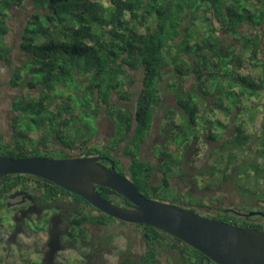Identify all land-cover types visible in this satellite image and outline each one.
<instances>
[{"label": "trees", "instance_id": "obj_1", "mask_svg": "<svg viewBox=\"0 0 264 264\" xmlns=\"http://www.w3.org/2000/svg\"><path fill=\"white\" fill-rule=\"evenodd\" d=\"M25 1L0 0V66L8 67L9 85L19 90L9 103L11 138L4 141L0 136V155L47 156L54 151L59 158L107 156L143 195L200 213L198 208L206 207L203 201L188 207L190 201L168 200L159 192L170 187L169 171L181 169L179 155L192 148L202 130L205 141H220L214 151L227 152L223 167L214 161L200 171L207 176V187L221 172L222 181L237 182L255 202L264 203V184L259 191L239 179V174L246 180L253 175V186L264 183V0H28L32 8L23 21L15 56L6 40L9 19L11 11L23 8ZM16 58L20 62L14 65ZM166 89L174 96L179 123L164 102ZM161 108L167 141L174 142L170 136L177 131L189 137L174 142L175 149L159 146L157 155L163 158L154 166L141 154ZM218 109L234 122L229 137L223 139L230 125L206 116ZM99 119L111 123L107 143L92 142ZM252 142L257 146L253 160L242 159L238 173H233V151L245 152ZM56 144L58 148L48 150ZM119 148L128 158L127 166L114 156ZM222 160L220 155L218 162ZM155 171L161 174L158 183ZM17 186L31 189L45 215L60 220L59 240L86 246L92 240L88 224H129L102 213L75 193L28 174L0 178V205ZM96 189L109 201L131 206L110 188L96 185ZM204 216L264 230L260 215L216 208ZM136 225L144 251L139 260L128 252L119 264H157L158 256L169 250L176 252L177 261L199 263L202 254L193 247L166 238L167 233L151 225ZM32 228L50 231L45 222L37 221ZM24 263L40 264L28 254Z\"/></svg>", "mask_w": 264, "mask_h": 264}, {"label": "rangeland", "instance_id": "obj_2", "mask_svg": "<svg viewBox=\"0 0 264 264\" xmlns=\"http://www.w3.org/2000/svg\"><path fill=\"white\" fill-rule=\"evenodd\" d=\"M32 8V4L30 1L26 0L24 3L23 8H16L11 11L10 15V31L6 36V40L12 45L13 52L12 55L17 56L18 54V44H19V34L21 32V28L23 26V21L26 18V15L30 12ZM20 62L18 58L14 60V65H17ZM246 70L245 68H243ZM134 76L139 79L141 77L139 71H136L134 73ZM9 69L5 65L0 66V136H3L4 141L9 140L11 138V127H10V118L12 115V112L10 111V100L12 96L19 92L18 89L13 88L9 85ZM169 80V79H168ZM190 82L188 81L187 84ZM164 102L166 104V107H169L175 111L174 113V122L179 123L181 122V118L178 113V107L175 103L174 96L172 92L168 89L165 91V98ZM128 104V103H123ZM210 104V102H208ZM209 114V115H207ZM206 116L212 119H219L222 121L223 124H229L230 126L227 127V131L221 139L224 137H229L230 128L234 122L230 120V117L225 116L219 109L215 110L214 112L207 113ZM244 117V115L242 114ZM105 118V117H104ZM154 126L153 129L147 138V142L144 144L142 148V154L144 156H149L152 153H158L159 152V146L161 142L165 143L164 148L165 149H175V143L182 142L185 138L189 137V135L186 132H175L172 134L171 139L172 141H167V130L163 129V125L165 124L164 119V109H158L156 115L154 116ZM85 118H83L84 120ZM99 127L97 130V133L95 134L92 142L101 143L106 142L108 140V137L111 135L112 132V126L111 123L106 119H99ZM214 125L217 128V130L221 131L222 126L219 124H216L214 121ZM201 126H199L200 128ZM257 126L254 125L253 129H256ZM200 138L196 140L192 148L188 149V151H183L179 155L183 161L181 165V169H173V180L170 185H177L179 188L184 187L182 184V180H185L186 183L189 185V195L186 193L185 188L182 190H178L175 187H169L165 190H162V192H159L160 197H164L165 199H172L177 198L185 202H192L193 204H197V202L202 201V199H205V201L210 200V204H213L214 198H221L223 202H225V206L229 207H236L243 209L245 211H257V210H264V203H257L254 201L251 193L244 192L238 185L237 182H233V180H221V172H217L214 174L213 178L215 179V182L212 183L211 187H207V176L200 173L201 170H207L210 167V163L216 162L219 167H223L226 159H227V152L226 151H214L213 148L217 147L220 143V141L216 142H207L204 139L203 131L200 130ZM220 139V140H221ZM170 140V139H169ZM98 145V144H97ZM123 145V144H121ZM59 146L56 145H49L48 150H54L55 148H58ZM257 149L256 143L252 142L249 144L247 151L241 152L239 150L233 151L235 158L232 159V165L231 170L233 173H238L239 171V165L242 164V159L250 160L252 161L254 158L255 150ZM76 151V150H75ZM114 154L116 156H122L124 157V154L122 153V149H117ZM220 155H222L223 160L221 162H218ZM47 157L50 158H59V156L54 152H48ZM159 158H155L154 161L156 162ZM179 170V171H178ZM180 171H183L185 174H187L185 177L181 178ZM240 176V182L244 184L247 187L254 188L256 187L259 191L263 188V182H260L257 186H253L254 179L253 175L249 177V179H245L244 174H239ZM211 178H208L210 180ZM235 181V180H234ZM156 183L160 182V178L156 177ZM240 184V183H239ZM30 190V189H28ZM20 194L17 192H13L12 194L6 195V201L8 206H10L11 209L4 208V206L0 205V208L2 212L0 213L2 218H5V220L1 221L0 226V264H24L23 259L28 254V257L30 259L36 258L35 254L37 252H41L45 250L44 242L46 239L54 241L55 239V233L59 230L54 225L53 228L50 231L45 232L44 230L35 233L31 230V227H33V224L37 222L35 220V217H31L29 223L30 229H26L25 232H22L21 234H16L15 237V244L14 247H8L5 244V247L8 248L7 251L4 250L3 244L7 241V235L8 232L6 231V226H8L11 222L6 220V214L9 215L12 212V207L19 206L20 201ZM201 196V198H199ZM212 196V197H211ZM211 198V199H210ZM191 204V206L193 205ZM203 215V214H201ZM50 216V213L48 214V217ZM40 223L44 222L41 218L38 219ZM54 224V223H52ZM62 223L58 222L57 225L60 227ZM62 226V225H61ZM115 226H118L115 223ZM128 226V225H127ZM109 229V228H108ZM89 230L92 231L95 236H98V234L103 233L107 230L106 227L99 228L96 230L94 226H89ZM104 230V231H103ZM110 233H112L113 239L111 241V249L113 250L111 253L114 255H118L123 247L124 240L127 236H133L134 239L137 237L135 234L136 231L133 232H121V229H117L116 227L111 226ZM140 239V236L139 238ZM141 241V240H140ZM60 252L57 254L54 258L44 259L43 264H86L85 261H81L80 258L77 256L78 253L82 252L84 249L78 248L76 244L71 243L67 241L66 239H60ZM142 243V242H141ZM137 246V245H136ZM135 246V247H136ZM47 248H49V245H47ZM138 250V249H137ZM10 253H9V252ZM115 252V253H114ZM165 252H163L164 254ZM172 256H177L176 252H172ZM162 264H166L164 255L160 256ZM172 257V258H173ZM108 259L107 260L105 259ZM103 259L105 260V264H113L114 260L111 261V259L108 257V255L104 256ZM51 261V262H50Z\"/></svg>", "mask_w": 264, "mask_h": 264}, {"label": "water", "instance_id": "obj_3", "mask_svg": "<svg viewBox=\"0 0 264 264\" xmlns=\"http://www.w3.org/2000/svg\"><path fill=\"white\" fill-rule=\"evenodd\" d=\"M103 156L50 158L0 155V178L8 174H28L48 180L75 193L102 213L127 223L148 224L188 244L202 254L206 264H264V230L240 227L216 220L166 201L149 198L120 174ZM96 185L114 190L131 206L105 199ZM246 216L264 211H246Z\"/></svg>", "mask_w": 264, "mask_h": 264}, {"label": "flooded vegetation", "instance_id": "obj_4", "mask_svg": "<svg viewBox=\"0 0 264 264\" xmlns=\"http://www.w3.org/2000/svg\"><path fill=\"white\" fill-rule=\"evenodd\" d=\"M107 142H108V140L105 143H107ZM160 146H161V148H163L165 146V143L161 142ZM141 155L144 157V159L150 161L154 166L158 165L160 163V160L163 158V157L161 158L156 153H152L149 156H144V154H141ZM114 156L116 158H118L124 166L128 165V161H127L128 158L125 155H124V157H122V156H116L114 154ZM103 157H104V159L100 161L101 163L109 166L110 161H112L114 164V167H115V162L113 159H111L110 157H107V156H103ZM155 158H159V159L155 162L154 161ZM102 161H105L106 163H104ZM115 169H116V167H115ZM179 173L181 174V178H183L187 175L183 171H180ZM154 176L159 177L160 181H161V174L159 171H155ZM172 180H173V172L169 171V174H168L169 186L179 188L177 185H173V184L170 185ZM182 184L184 185V187L179 188V189L185 188L189 192V190H188L189 185L186 183L185 180H182ZM30 190L22 189L21 186H17L16 191H17V193H19L21 195L20 199L22 201H20L19 206H16V207L13 206L12 207L13 210L9 215H7V214L5 215L6 220L11 222L8 226H6V231L8 232V235H7L6 243L3 244L5 251H7V249H8L5 247V244L8 247H14L13 246L15 244V237L14 236L16 234H21L22 232H25L26 229H30V227H28V225H27V224H29V223H27V221L29 222L31 217H33V216L35 217L36 221H39L38 219L41 218L45 222V224H49L50 230L53 228V225L57 229L60 228L57 225V223L60 222V220L58 218H55V219H53L52 217L48 218L45 215L46 210L43 209L39 203L36 202V197L35 198L32 197L33 192H31ZM16 191H14V192H16ZM12 193H13V191L11 193H8V194H12ZM37 194L40 195V192L39 193L36 192V195ZM189 195H191V194L189 193ZM199 198H201V196ZM212 198L217 199V201H213V204H210V200L207 202V201H205V199H202V201L206 207L198 208V210L201 211L200 213H202L203 215L205 213H209L213 210H216V208L217 209L223 208V210H231V212H233L236 215H240V214L244 215L243 214L244 212L239 210L240 208L235 209L236 207H234V206H232V207L225 206V204H224L225 202H223L221 198H215V197H212ZM6 199H5V201H6ZM197 203H199V202H197ZM191 204H193V203L191 202ZM191 204H186V206L191 207L190 206ZM4 208L11 209L10 206H8L7 202H5ZM200 213H198V214H200ZM1 220L4 221L5 218L0 219V221ZM52 223H54V224H52ZM90 225L91 224L87 225L88 230H89ZM117 225H119V227L113 226L111 224L108 226H101V225H93L92 224L91 226H94V228L96 230H98L99 228L102 229V227H103V229H104V227H106L107 230L106 231L103 230L104 232L98 234V236H95V234L89 230V234L92 235V240H90L88 245H86V246L85 245H82V246L77 245L78 248L84 249L82 252L77 254V256L80 258V260L85 261L86 264H105V260L103 259V257L108 255V257L111 259V261L114 260L113 264H119L120 262H122L124 257L128 254V252H130L131 256H134L137 260H139L141 254L144 251V242L142 241V236L140 235V231L138 230L137 225L135 223H131V224L129 223V224H127L128 226L122 225V224L121 225L117 224ZM0 226H1V224H0ZM111 226L116 227L117 229H121V232H129V231L130 232H133V231L137 232L135 234V236L137 237L136 239H134L133 236H127L125 238L124 243H123V247H122V249L118 255H114L111 253L113 251L110 248L111 244H112L111 241H112L113 236H114V235H112V233H110ZM31 230L34 231L35 233H39V232L43 231V230H37V229H33V228ZM44 231L47 232L48 230L45 228ZM56 232L57 233H55L54 241L46 239V241L44 242L45 250H43L41 252H37L35 254L36 258H34V259L35 260L37 259L40 264L44 263V261H45L44 259L54 258L60 252V250H59V247H60L59 233H61V230L60 231L58 230ZM139 236H140V239H138ZM165 237L169 238V237H171V235L168 234V236L166 235ZM47 245H49V248H47ZM172 251L173 250L164 251L165 252L164 254L161 252L162 254L160 256L164 255V259H165L166 264H187L183 261L182 258H179V260L177 261L176 260L177 256L173 257ZM160 256H158L157 264H162ZM105 259L108 262V259L107 258H105ZM200 261H201V257L199 258L198 264H200ZM23 262H24V259H23ZM202 264H206L205 259L202 260Z\"/></svg>", "mask_w": 264, "mask_h": 264}]
</instances>
